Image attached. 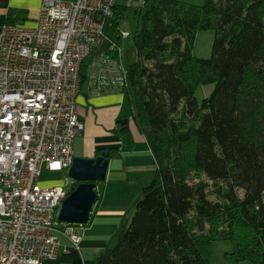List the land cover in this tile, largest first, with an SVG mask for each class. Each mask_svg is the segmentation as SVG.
Segmentation results:
<instances>
[{"label":"trees","instance_id":"obj_1","mask_svg":"<svg viewBox=\"0 0 264 264\" xmlns=\"http://www.w3.org/2000/svg\"><path fill=\"white\" fill-rule=\"evenodd\" d=\"M134 8L124 93L156 170L95 264H207L201 246L215 240L232 243L231 263L264 264V0H144ZM119 12L115 5L113 18ZM207 29L211 55L195 57L196 33ZM210 83L199 104L196 88ZM119 133L133 143L127 127Z\"/></svg>","mask_w":264,"mask_h":264},{"label":"built area","instance_id":"obj_2","mask_svg":"<svg viewBox=\"0 0 264 264\" xmlns=\"http://www.w3.org/2000/svg\"><path fill=\"white\" fill-rule=\"evenodd\" d=\"M128 2L139 7L144 0ZM115 5L116 0H42L33 25L2 28L0 264H48L58 234L79 248L84 225L56 219L70 179L49 186L38 179L43 167L63 171L72 164L74 140L83 132L76 111L81 65L99 45L106 23L113 26ZM107 51L88 75L94 94L128 88L121 47L111 40Z\"/></svg>","mask_w":264,"mask_h":264},{"label":"crops","instance_id":"obj_3","mask_svg":"<svg viewBox=\"0 0 264 264\" xmlns=\"http://www.w3.org/2000/svg\"><path fill=\"white\" fill-rule=\"evenodd\" d=\"M185 1L201 3L203 0ZM41 4L42 0H0V34L6 24L33 25ZM102 49L103 44H99L82 63L85 78L81 81V92L76 98V111L83 124V132L74 140L72 155L92 158L97 155V150L115 149L117 154H109L107 173L115 168L121 172V177L115 185L108 188L106 185L98 193V201L92 210V221L83 226L79 248L76 249L67 236L58 234L60 244L56 256L48 264H95L99 252L110 248L109 243L117 238L122 221L129 218L132 211V202L155 174V158L145 136L131 117V103L127 94H94L92 91L88 75L93 71L92 64L108 53ZM121 118L128 119L126 126L117 125V120ZM125 127L130 130L133 138L130 146L123 144L119 133Z\"/></svg>","mask_w":264,"mask_h":264},{"label":"rangeland","instance_id":"obj_4","mask_svg":"<svg viewBox=\"0 0 264 264\" xmlns=\"http://www.w3.org/2000/svg\"><path fill=\"white\" fill-rule=\"evenodd\" d=\"M191 2V1H190ZM203 2V1H202ZM116 5L119 7V13L113 18L116 21V25L110 26L109 22L104 27V36L101 38L99 44H103V52H106L110 47L111 40L117 43L122 50V61L125 66L135 61V49L131 33L138 29V14L135 12L134 7L129 6L128 0H116ZM126 9V14L125 10ZM116 19V20H115ZM128 32L129 35L125 38H117V33ZM214 39V31L200 30L196 33L195 43L193 47V55L198 58H209L211 55L212 43ZM112 54H116V50L111 51ZM214 88V84L199 85L195 90V97L200 104L204 98L209 96ZM132 119L130 118V121ZM68 177V169L63 171H47L45 167L41 169V173L38 179V184L42 186L49 185H61L64 184V180ZM121 177V172H118L115 168H112L107 173V178L103 182L97 183V193L102 192L103 187L107 185V188L111 185H115L116 181ZM150 181H147L146 185ZM145 186V185H144ZM72 183L67 184L68 192L72 189ZM118 187V186H117ZM142 189V188H141ZM140 189V190H141ZM141 192V191H140ZM140 194V193H139ZM136 196V195H135ZM134 196V197H135ZM133 197V198H134ZM133 209L129 215L132 216ZM91 216L89 221L84 226L91 223ZM62 225V224H61ZM59 228L62 229V226ZM117 238L109 243L108 247H112L116 244ZM232 243L226 240H215L201 246V253L207 259V264H250L248 261H240L237 263H231L226 257L225 253L232 250Z\"/></svg>","mask_w":264,"mask_h":264},{"label":"water","instance_id":"obj_5","mask_svg":"<svg viewBox=\"0 0 264 264\" xmlns=\"http://www.w3.org/2000/svg\"><path fill=\"white\" fill-rule=\"evenodd\" d=\"M127 118L117 120L119 127L126 126ZM109 152L102 151L92 158L73 157L68 178L77 182L62 200L56 219L61 224H85L98 201L97 183L105 181L109 167Z\"/></svg>","mask_w":264,"mask_h":264}]
</instances>
